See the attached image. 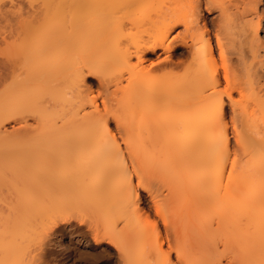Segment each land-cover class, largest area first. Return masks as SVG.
Segmentation results:
<instances>
[{
    "label": "bare ground",
    "instance_id": "6f19581e",
    "mask_svg": "<svg viewBox=\"0 0 264 264\" xmlns=\"http://www.w3.org/2000/svg\"><path fill=\"white\" fill-rule=\"evenodd\" d=\"M35 1L10 5L17 17L15 23L9 22L10 28L6 23L4 31L12 28L10 36L13 29L19 35L31 34L34 45L21 47L20 53L28 50L26 56L34 60L28 55V65L22 67L27 71L17 66L20 72L12 64L10 68L11 62L0 64L8 67L0 69V83L12 81L4 96L25 103L11 114L16 115L13 121L24 124L19 133L3 134L0 117V144L20 140L0 147V167L14 175L8 183L19 205L11 218H2L7 226L0 229L4 241L0 264H25L27 245L44 246L55 232L44 218L49 204L51 216L58 209L54 219L59 211L85 204L96 210L102 230L99 227L94 234L88 226L96 245L108 243L119 252L117 259L104 264H172V252L180 261L197 256L190 264H264V72L258 68L264 61L257 67L246 64V54L231 34L234 20L251 13L257 20L250 36L259 41V0H39V10ZM25 2L33 9L23 7L21 12ZM65 7L71 9L69 18ZM202 9L208 14L218 10L217 20H207ZM56 18L57 25H51ZM214 40L224 60L222 73ZM253 49V58H261L260 51ZM159 51L180 52L177 56L182 58L174 61L167 56L157 68L147 67L146 57ZM45 52L52 53L47 64L41 60ZM92 76L99 80L100 94L122 93V98L110 104L113 98L108 95L112 101L103 100L101 108L93 87L86 86ZM66 90L73 92L71 100L62 97ZM234 92L240 95L237 101ZM224 96L233 107L252 106L249 118L255 131L249 137L235 135L234 158L223 123ZM46 97L53 103L46 106ZM3 101L0 107L5 108ZM110 117L116 121L121 142L110 127ZM28 118L36 119V124H29ZM46 149L55 157L51 162L39 157ZM37 150L41 155H29ZM18 156L24 159L19 161ZM241 158H246L243 165ZM138 187L147 194L145 201ZM37 220L45 222L39 233ZM143 242L158 250L153 262L151 256L132 258L130 247ZM222 245L234 250L232 261L225 263L218 256ZM34 259L46 264L44 253Z\"/></svg>",
    "mask_w": 264,
    "mask_h": 264
},
{
    "label": "rangeland",
    "instance_id": "374dc122",
    "mask_svg": "<svg viewBox=\"0 0 264 264\" xmlns=\"http://www.w3.org/2000/svg\"><path fill=\"white\" fill-rule=\"evenodd\" d=\"M21 0H14L13 2H15V3H13L12 2V0H0V11H3L4 13H5V11H7L6 13L7 14H9L10 13V15H9V17L11 16L12 18V20H13V18H15V17H17V15L14 13V12H12V11H14L15 9L13 8V7H11L13 4H18V3H22V2H20ZM16 2H18V3H16ZM38 2L40 3V1L38 0ZM38 2H36L35 1V3H37L36 4V6H34L35 7V10L37 9V10H39V9H41L40 8V4H38ZM5 3V4H4ZM10 3V4H9ZM13 3V4H12ZM2 4V5H1ZM4 4V5H3ZM42 4V3H41ZM11 5V6H10ZM23 5H25L24 7H25V10L27 11L28 9H33V7L32 8H30V5L28 6V4H27V2H25ZM38 5V6H37ZM40 5V6H39ZM2 6V7H1ZM248 6V5H247ZM29 7V8H28ZM38 7H39V9H38ZM242 7H245V8H247L246 7V5L245 6H242ZM4 8L5 9H7V10H5L4 11ZM65 8H67V10H66V13L67 14H65V16L67 17V18H69V17H71V14L69 13L70 12V8H68V7H65ZM248 8H250V6H248ZM257 9V14H259V16L262 18V21H261V27H260V29H259V31H258V37H259V41H253V39L251 38V31L249 30V29H251L250 27H251V25H252V23H254V22H256V20H257V18H256V15H254V14H251V13H246V14H244L243 16H241V17H239L240 19H236V20H234V24H233V29H231V34L233 33V35H235L234 37H236L237 38V40H236V43H238V46L240 45L241 47H242V51L244 50V52H245V54H246V58H245V63L246 64H255L256 65V67L257 66H259V63L261 62V61H264V5H262V3H261V0H259V3H258V5H257V7H256ZM65 11V10H64ZM1 13V12H0ZM6 13L3 15V13H1L3 16H7L6 15ZM0 14V31H2V32H0V35H3V36H9V38H7V40L8 41H4V38L5 37H3V36H0V64H2L3 63V61H5L6 62V64H7V62H11L10 63V68H11V64H12V67L13 68H15V67H17V66H19L21 69H22V67H25V64L24 63H27L26 65H28V59H30L31 57L33 58V60H34V57L31 55L30 56V54H28L29 56H30V58H27V57H29L28 55L26 56V52H28V50L26 51V50H24V53H22V55H21V53H20V51H21V49H30V48H32V46L34 45L33 44V39L31 40V34H27V33H21V35H19L18 34V32L16 31V30H12V32H13V34H14V36H13V34L10 36V34L8 33V32H10L11 31V29H10V31L9 30H7V32H4V31H6V26H7V24H8V27L10 28V25L9 24H11V23H7L6 21H9V19L7 18V17H5V18H3V16ZM68 14H70V15H68ZM205 16L206 18H207V20H217V17H218V15H219V11L218 10H214V11H212V14H208V12L205 10V9H202V16ZM3 18V19H2ZM5 19H7V20H5ZM238 20V21H237ZM5 21V22H4ZM52 21V22H51ZM50 21V24L51 25H57V22H58V18H56V19H53V20H51ZM243 21V22H242ZM245 21V22H244ZM4 22V23H3ZM7 23V24H6ZM15 23V22H14ZM243 23H245V24H243ZM240 24V25H239ZM3 25H5V26H3ZM15 25V24H14ZM238 25V26H237ZM235 26V27H234ZM5 28V29H4ZM235 28V29H234ZM2 29H4V30H2ZM8 29V28H7ZM210 29L212 30V31H214V29H213V27H211L210 26ZM181 29H179V31H180ZM179 31H176V32H174L173 33V36L174 35H176ZM4 32V33H3ZM198 32V31H197ZM248 32V33H247ZM6 33V34H5ZM199 33V32H198ZM214 33V32H213ZM250 33V34H249ZM24 34V35H23ZM67 36V35H66ZM172 36V37H173ZM13 37H14V39H13ZM251 39H252V41H251ZM31 40V41H30ZM70 39L68 38L66 41L68 42ZM10 42V43H9ZM13 42V43H12ZM31 43H32V46H31ZM69 43V42H68ZM204 42H202L201 44H200V46H202V45H204L203 44ZM214 48H215V50H216V55H217V58H218V67L220 68V70H222L221 71V73L223 72V68H222V66H223V64H224V60L221 58V56L218 54L219 52H218V50H217V46H216V44H217V42H216V40H214ZM240 43V44H239ZM11 44H13L12 46L14 47V45H15V50L13 51V52H11V50H13V49H10V47L12 48V46H11ZM9 45H10V47H9ZM30 45V46H29ZM174 45H176V44H174ZM250 45H251V47H250ZM20 46V47H19ZM236 46H237V44H236ZM237 46V47H238ZM240 46L238 47V48H240ZM22 47V48H21ZM24 47V48H23ZM21 48V49H20ZM252 48H254V49H256L257 48V50H259L260 51V57L261 58H259V57H257V58H253L254 57V54H252L250 51V49H252ZM260 48V49H259ZM253 49V50H254ZM23 52V51H22ZM250 52V53H249ZM255 52H256V50H255ZM178 53H180V52H174V51H171L170 53L169 52H163V51H159V53L158 54H156V55H149V56H147L146 57V60H145V65L147 66V67H150V68H157L159 65H160V63H165L166 62V57L167 56H171V59L172 60H178V59H181L179 56H177V54ZM11 54V55H10ZM250 54V55H249ZM253 56H252V55ZM262 54V55H261ZM11 57L10 59H9V57ZM175 56V57H174ZM52 57V53L51 52H45V53H43L42 55H41V60H43V62L45 63V61H46V64H47V62L48 63H50V61H51V58ZM179 57V58H178ZM31 58V59H32ZM168 58V57H167ZM50 59V60H49ZM9 60H12V61H9ZM163 60H165V61H163ZM4 62V63H5ZM13 63H16L17 65L16 66H13ZM69 63V61L67 62L66 61V64H68ZM24 66H23V65ZM5 65V64H4ZM4 65H2L1 67H3V68H1L0 67V69H1V71L5 68H7L8 69V67H7V65L6 66H4ZM15 65V64H14ZM258 68H260V70L262 71V72H264V65H263V67L261 66H259ZM11 70V69H10ZM12 70H14V69H12ZM15 70H16V68H15ZM23 71H27L26 70V68H23L22 69ZM0 71V72H1ZM5 71V70H4ZM17 71H21V70H19V68L17 67ZM181 72V71H180ZM1 74V76H2V73H0ZM3 74H4V72H3ZM1 76H0V78H1ZM22 77V76H21ZM20 77V78H21ZM65 79V78H64ZM67 79V78H66ZM264 80V79H263ZM261 81H262V79H261ZM67 82V84H68V81H66ZM223 82H224V80H223ZM3 83V84H2ZM63 83H65V82H63ZM12 84V81H11V79H9V80H7V82H1L0 83V92H2V93H0V104H2V102L1 101H3V99L6 101V102H4L3 101V104L6 106L5 108L3 107L2 108V106L0 107V117H1V119L3 120V118H4V120H3V122H2V124H1V129H2V131L4 132L3 134H7V136H9V134L11 133V135H14V133H17V131L18 130H21L22 129V125H24L23 123L21 124V123H18V122H15V121H13L12 120V118H13V116L14 115H11V114H14V110H15V112L16 111H18V110H21V108L23 109V107H21V106H23L25 103L23 102V100H21L20 98H19V100H18V98H14L13 100L10 98V100H9V97L10 96H8V100H7V96L5 95L4 96V94L3 93H6V92H8L9 91V89H7L8 87H10V85ZM124 84H126V82H124ZM261 84H263V81H262V83ZM2 85H5L4 87L2 86ZM65 86H66V83H65ZM86 86H92L93 87V90H94V95L95 96H97L98 97V103L100 104V107L101 108H103V102L104 101H112V100H109V98L110 99H112L113 98V101L110 103V104H114V99H120V98H122V93H118V95L117 96H114V95H111V94H109V92L107 93V94H105V92H102L101 94H100V92H98V91H100L101 89H100V85H99V80H98V78H96V77H94V76H92V77H89V78H87V80H86ZM115 85H111V87H110V89L111 90H115L114 88H116V87H114ZM226 86V84L224 83L223 85H222V89H224V87ZM39 89H41V85H39V87H38ZM99 88V89H98ZM5 89V90H4ZM7 89V90H6ZM110 90V91H111ZM4 91H6V92H4ZM67 91V90H66ZM69 91H70V93H69ZM69 91H67L66 93H65V95L64 96H62V97H64V99L66 98V101L68 100V98L70 99V97L72 98L73 97V92L71 91V90H69ZM112 92V91H111ZM98 93H99V95H98ZM7 94V93H6ZM9 95V94H8ZM101 95V96H100ZM108 95H109V98H108ZM111 95V96H110ZM107 96V97H106ZM3 97V99H1ZM106 98L108 99V100H106ZM225 100V111H224V114H225V116H223V119H224V121H223V123H226L225 125L227 126V128H228V136H229V138H230V140H231V150L233 151V153H232V157L234 158L235 157V153H234V151H235V149H236V142H235V140H236V136H239V135H243V137H249L252 133L251 132H254L255 131V129L254 128H251V125H250V121H251V118H249L250 116H249V112H251L252 110H251V108L250 107H252V106H250L249 108L247 107V106H245L246 107V109L245 108H243L244 106H242V109H240L239 108V106H235V107H237V108H235V107H233L232 106V103L229 101V98H227L226 96H224L223 97ZM233 98H234V100H239L240 99V95L239 94H237V92H234L233 93ZM49 98H47L46 97V99L44 98V100H45V102H46V106H48V105H50V103H53V102H49L50 101V99L48 100ZM61 100H62V98H60ZM21 100V101H20ZM61 100H58L59 102L61 101ZM71 100V99H70ZM104 100V101H103ZM63 101V100H62ZM65 101V100H64ZM10 102V103H9ZM48 102V103H47ZM7 103H8V105H7ZM11 103H12V105H11ZM20 103L22 104V105H20ZM228 103V104H227ZM3 105V106H4ZM251 105V104H250ZM17 107H19V108H17ZM17 109V110H16ZM2 110V111H1ZM3 116V117H2ZM7 117V118H6ZM9 117H11V119H9ZM15 117H16V115L14 116V118L13 119H15ZM19 118V117H18ZM31 118V117H30ZM249 118V119H248ZM29 119V118H28ZM113 118H111L110 117V127H111V129L115 132V134H116V136H117V138H118V140L121 142V136L119 135V133H118V130H117V126H116V121H114V119L112 120ZM34 120H36V119H29L28 120V123L29 124H32L33 126L36 124V122L34 121ZM21 124V125H20ZM20 127H21V129H20ZM260 127H261V130H262V125H260ZM252 129H254V131H252ZM15 130H17V131H15ZM260 129H259V131H261ZM251 131V132H250ZM20 131H18V133H19ZM250 133V134H249ZM239 134V135H238ZM236 135V136H235ZM18 141H20V140H3L2 142V144H0V147H4V148H7L8 146H12V145H14V144H16ZM24 141V140H23ZM22 141V143H28L29 142V140H28V142H27V140L26 141H24L23 142ZM233 146V147H232ZM51 151L50 149H46V150H44V151H42L43 153V155H41L40 154V152L41 151H39V150H37V151H35V152H31V153H29V155L30 156H32L31 154H33V155H41V156H39V157H45V161H47V162H51V161H53V158H55L53 155H50L51 154V152H50V154L48 153L49 151ZM241 152V151H240ZM34 153H36V154H34ZM238 153H239V151L237 150V155L236 156H238ZM242 153V152H241ZM47 154H49V157H48V155ZM57 154V153H56ZM234 155V156H233ZM53 156V157H52ZM239 156L241 157V154H239ZM24 156H18L17 157V159H19V161H21L22 160V158H23ZM51 157V158H50ZM239 157V158H240ZM243 158V157H242ZM242 158L240 159V160H242ZM24 159V158H23ZM244 159H246V158H244ZM243 159V160H244ZM243 160L242 161H240V163H242L243 162ZM244 163H242V165H243ZM2 167H4V166H2ZM2 167H0V229L1 230H5V228L4 227H6L7 225L5 224H3V220H2V218L4 217V216H6V215H11V216H13V214H12V212L13 211H15V210H13L14 208H16V206L18 207L19 205L18 204H16L15 203V201L13 200L14 199V191H13V189H12V187L10 188V180H12L13 178H14V175H12L11 174V172H8L9 170H7V168L6 167H4L5 169H3ZM4 171V172H1V171ZM9 173V175H8V173ZM136 178V177H135ZM134 178V185H136L137 184V178L135 179ZM7 182V183H6ZM9 182V183H8ZM12 189V190H11ZM138 189V195H140V197H141V199L143 200V201H145V199L147 198V194L146 193H144L143 192V190H142V188H140V187H138L137 188ZM10 190L11 191H13L12 193H10ZM146 196V197H145ZM12 201H14V203H12ZM142 201V202H143ZM10 202V203H9ZM148 203V205L150 204L149 203V201L147 202ZM15 204V205H14ZM48 204H49V202L47 201L46 203L44 202V204H41V206H40V208H41V210H43L44 208H45V206L47 205L48 206ZM142 205H141V207H143V203H141ZM43 205H45V206H43ZM50 206L52 205V204H49ZM50 206H48V207H50ZM151 206V205H150ZM48 207H47V211H48V215L46 216V217H44V218H46L45 219V221H46V223L47 222H49L48 224H51V226H50V228H54V233L51 235V237H49V238H47L46 239V243L44 244V246H42V245H40V243L38 244V243H33L30 247L27 245V248H25L26 250H24L25 251V253H24V257H23V259L26 261V263L25 264H37L36 262H35V259L34 258H36L37 257V254H43L44 253V255H45V263L46 264H104V262H106V260H109V259H113V258H115V259H117V257H119L118 256V254H119V252H117L118 250L116 249V247L114 246V245H110V244H108V243H103L102 245H100L99 247H98V245H96V243H95V241H94V237H92V236H94L93 235V232H94V234H95V232L97 231V228H99L100 227V229L102 230V227H101V221H100V215L96 212V210L93 208V207H88V205L86 206V204L85 205H83L81 208L79 207H73V209L70 211L69 210V212L67 211L66 213H65V211L63 212L62 211V213H57V215H56V220L54 219V217H55V215L54 214H56V212L58 211V209L57 210H55V211H52V213H54L53 214V216H51V210H48ZM149 207V206H148ZM39 208V209H40ZM17 210V209H16ZM21 210V209H20ZM46 211V210H45ZM44 211V212H45ZM153 211V210H152ZM19 213H20V211H18ZM44 212L42 211L41 212V214H44ZM18 213V214H19ZM22 213V212H21ZM59 214V215H58ZM15 215V214H14ZM11 216H9L10 218H11ZM21 216V215H20ZM42 216V215H41ZM61 216V217H60ZM8 217V218H9ZM18 217V216H17ZM53 217V218H52ZM14 218V217H13ZM16 218V217H15ZM43 219V218H42ZM153 219V218H152ZM6 220V219H5ZM13 220V219H12ZM55 220V221H54ZM6 222H7V220H6ZM9 222V221H8ZM40 222V223H39ZM43 224H45V222H43V221H41V220H37L36 221V223H35V227L37 226V231H35L36 233L38 232H41V230L43 229V226L41 225L42 223ZM55 222H57V223H55ZM143 222V221H142ZM141 222V226L144 228V227H146L147 226V224H148V222L145 220L143 223ZM145 222H147V224L145 223ZM160 222V221H159ZM55 225H54V224ZM121 225V224H120ZM120 225H119V227H120ZM162 224L160 223V231L161 232H163V226H161ZM45 227L47 226V227H49L48 225H44ZM55 226V227H54ZM90 227V229L91 230H93V232H91L90 231V229H89V227ZM97 226V227H96ZM150 226V225H149ZM148 226V227H149ZM82 227V228H81ZM141 227V228H142ZM62 228H64L65 230H63ZM72 228V229H71ZM142 228V229H143ZM47 229V228H46ZM73 229H74V231H73ZM75 229H76V231H75ZM145 229V228H144ZM0 230V231H1ZM40 230V231H39ZM50 230V229H49ZM67 230V231H66ZM72 230V231H71ZM48 231V230H47ZM68 231H70V232H72V233H70L69 234V232ZM78 231V232H77ZM80 231V232H79ZM90 231V232H89ZM2 232V231H1ZM43 232V231H42ZM59 232V233H58ZM61 232V233H60ZM66 234H64V233ZM73 232H75V234L73 233ZM68 233V234H67ZM77 233V234H76ZM92 233V234H91ZM60 234H62V236L63 237H60ZM74 234V235H73ZM163 234V233H162ZM164 236H165V234H163ZM163 236V237H164ZM6 238V237H5ZM93 238V239H92ZM4 239V238H3ZM164 239H166V237L164 238ZM5 241L6 240H8V239H4ZM86 240V241H85ZM3 240H2V237L0 236V242H2ZM4 242V241H3ZM19 242H22L21 241V239H19ZM21 244H24L23 242L21 243ZM1 245H2V243H0V248H1ZM95 245H96V247H95ZM39 246H41V248L39 247ZM104 246V247H103ZM145 246V247H144ZM148 245H146V243H137V244H135V245H133V246H131L130 247V254H131V256H132V258L136 261V259H139L140 257H142V258H150V256H151V259H153V260H151V262H153L155 259H156V257H157V253H158V250L156 249V250H154V248H150L149 249V247H147ZM103 247V248H102ZM144 247V248H143ZM147 247V248H146ZM223 247V245L221 246V247H219V252H220V255H218V256H220L222 259H223V262H229V261H232L231 259H232V257H235L234 256V254L235 253H233L234 252V250H231V248H228V249H224V247ZM101 248V249H100ZM242 248H244V247H242ZM67 249V250H66ZM99 249V250H98ZM164 251H167V250H169L168 249V247H167V245H166V240H165V245H164ZM1 250V249H0ZM117 250V251H116ZM41 251V252H40ZM157 251V252H156ZM237 251V250H236ZM241 251L242 252H244L243 251V249H241ZM43 252V253H42ZM218 252V253H219ZM239 253H240V251H238ZM1 253V252H0ZM118 253V254H117ZM217 253V254H218ZM216 254V255H217ZM233 256H232V255ZM117 255V256H116ZM148 255V257H146ZM144 256V257H143ZM223 256V257H222ZM153 257V258H152ZM219 257V258H220ZM67 258V259H66ZM144 258V259H145ZM194 259L193 260V262L194 261H196L197 260V256H196V259H195V257H190V259L189 258H187V259H185V261L182 259V261H180L178 258H177V256H176V253L175 252H172L171 253V257H170V259H171V262H172V264H183L184 262L186 263V264H190V261H192V259ZM114 259V260H115ZM141 259V258H140ZM148 260V259H147ZM187 260H189V262L187 261ZM199 260H200V258H199ZM228 260V261H227ZM150 261V260H149ZM187 261V262H186ZM178 262V263H177ZM181 262V263H180ZM225 262V263H226Z\"/></svg>",
    "mask_w": 264,
    "mask_h": 264
},
{
    "label": "snow or ice",
    "instance_id": "6c2138e0",
    "mask_svg": "<svg viewBox=\"0 0 264 264\" xmlns=\"http://www.w3.org/2000/svg\"><path fill=\"white\" fill-rule=\"evenodd\" d=\"M261 3H262V5H264V0H261ZM13 7H15V4H13ZM23 7H24V5L21 4V5H20V11H21V12H22V10H23ZM6 22H12V23H14L15 21L9 19V21H6ZM233 165H235V161H234V160H233Z\"/></svg>",
    "mask_w": 264,
    "mask_h": 264
}]
</instances>
